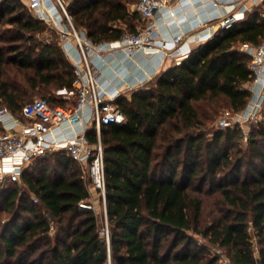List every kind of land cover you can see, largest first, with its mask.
Here are the masks:
<instances>
[{
    "label": "trees",
    "instance_id": "trees-1",
    "mask_svg": "<svg viewBox=\"0 0 264 264\" xmlns=\"http://www.w3.org/2000/svg\"><path fill=\"white\" fill-rule=\"evenodd\" d=\"M67 1L75 27L94 43L145 24L130 7L135 0ZM261 8L116 97L126 121L104 125L101 137L110 248L101 215L80 206L90 196L81 165L57 149L35 159L21 180L0 187V214L9 213L0 215V264H108L109 257L112 264H225L198 235L225 248L229 264H264V113L241 153L238 130L221 128L208 137L196 107L219 97L235 112L249 103L254 76L241 46L264 41ZM46 29L25 0H0V103L21 118L34 100L29 94L40 92L51 105L76 98L60 92L74 88L75 67L58 34V40L39 39ZM88 136L97 142L94 129ZM207 191L221 198L222 215L204 224Z\"/></svg>",
    "mask_w": 264,
    "mask_h": 264
},
{
    "label": "built area",
    "instance_id": "built-area-1",
    "mask_svg": "<svg viewBox=\"0 0 264 264\" xmlns=\"http://www.w3.org/2000/svg\"><path fill=\"white\" fill-rule=\"evenodd\" d=\"M26 2L37 19L46 22L57 32L61 45L71 54L75 67L74 88L60 92L68 97L75 95L76 98L67 105H51L44 98H35L23 107L24 118L16 116L5 106L0 107V121L5 129L0 134V184L21 180L23 171L48 151L66 149L81 165L83 176L88 179L90 196L81 201L80 206L97 210L95 197H99L104 212L102 234L110 248L102 128L110 123L123 124L126 115L115 103L117 95L100 88L92 57L102 55L103 49H113L128 53L141 50L147 54L161 53L165 58L180 59L188 54L183 49L185 35L176 33L166 37L156 33L157 12L166 7L168 0H138L135 9L145 24L139 26L136 33L127 32L118 40L101 43H94L84 30L75 27L68 9L69 1ZM214 5L218 6L219 1L215 0ZM243 17V13H230L221 18L220 25L231 27ZM70 41L77 53L71 52L68 46ZM241 49L251 55L250 69L254 77L250 87L261 83L263 91L250 100L242 113L227 110L219 120L223 127L231 126L233 122L252 123L258 120L264 107V41L260 44L245 43ZM91 129L96 132L97 142H92L88 136ZM108 264H112L111 257Z\"/></svg>",
    "mask_w": 264,
    "mask_h": 264
},
{
    "label": "crops",
    "instance_id": "crops-1",
    "mask_svg": "<svg viewBox=\"0 0 264 264\" xmlns=\"http://www.w3.org/2000/svg\"><path fill=\"white\" fill-rule=\"evenodd\" d=\"M214 1L168 0L166 7L157 12L156 33L166 37L183 33V49L188 53L193 46L214 35L221 27V18L230 13H243L245 16L255 6L264 8V0H218V6L214 5ZM68 46L72 53H77L72 41ZM64 50L73 63L71 54L66 48ZM175 60V57L165 58L161 53L147 54L141 50L128 53L125 50L103 49L102 55L92 57L100 88L117 96L139 87L156 73L169 68ZM247 86L252 92L251 101L263 91L261 83L250 87L248 82Z\"/></svg>",
    "mask_w": 264,
    "mask_h": 264
},
{
    "label": "rangeland",
    "instance_id": "rangeland-1",
    "mask_svg": "<svg viewBox=\"0 0 264 264\" xmlns=\"http://www.w3.org/2000/svg\"><path fill=\"white\" fill-rule=\"evenodd\" d=\"M26 1V0H25ZM138 0H135L134 3H132L130 5V7L135 8V5L137 4ZM262 14L264 16V8L262 7ZM33 13V12H32ZM143 24V22H142ZM141 24V26H142ZM48 25V24H47ZM144 25V24H143ZM49 29H46L44 32L39 33L38 37L41 40L44 41H52V40H58V36H57V32L52 29L49 25H48ZM130 94V90L128 92ZM42 93H34V94H29V100L41 97ZM251 100V99H250ZM250 102V101H249ZM249 104V103H248ZM247 104V106H248ZM246 106V107H247ZM0 107H2V104L0 103ZM197 110L199 112V117L201 119V121L204 123L202 131L205 132V134L208 137H212V134L214 133V131L221 129V128H227V127H231L232 129H237L238 130V134L236 135V145H235V149L239 151H241V153L245 152L248 148V143H249V137L251 134V124L256 123V121L252 122L251 121H243L242 123H234L231 126H227V127H223L219 124V120L220 118L224 115V113L227 110H231L232 112H235L232 110V107L230 106L229 100L226 97H219L217 99L214 100H207V101H203V102H199L197 105ZM245 107V108H246ZM245 109L238 111L237 113H242ZM263 113H264V107L263 110L261 112V115L258 117V120L261 119L263 117ZM0 134H2V132L0 131ZM88 181V179H86ZM5 184V183H4ZM3 184H0V187L2 188ZM207 185L205 186V190L207 189ZM203 223L204 224H208L211 221H213L214 219H218L220 215H222L220 210L221 207V203L220 200L221 198H219L217 193L211 192L209 193L207 192H203ZM95 202L97 203V210L96 212L99 213L100 216V221L102 223V229L104 226V221H103V214L104 212L102 211V207H101V203L99 200V197H95ZM1 215V219H5L6 217L9 216V213L7 212H3L0 214ZM248 232L250 234V236H252V240L256 243L257 237L255 236V229L251 226V221H250V225L248 227ZM196 235V234H195ZM199 240L202 243H207L208 245V251H210L212 254H219L221 256L222 261L225 264H228L229 261V257L227 255V250L225 248H221L218 246H214L208 243L207 239L201 237L198 235ZM257 246V245H256ZM257 252V250H256Z\"/></svg>",
    "mask_w": 264,
    "mask_h": 264
},
{
    "label": "water",
    "instance_id": "water-1",
    "mask_svg": "<svg viewBox=\"0 0 264 264\" xmlns=\"http://www.w3.org/2000/svg\"><path fill=\"white\" fill-rule=\"evenodd\" d=\"M230 264H239V263H236V262H231Z\"/></svg>",
    "mask_w": 264,
    "mask_h": 264
}]
</instances>
